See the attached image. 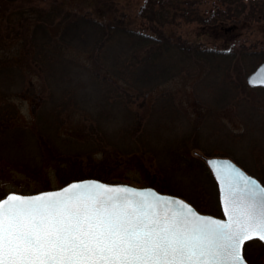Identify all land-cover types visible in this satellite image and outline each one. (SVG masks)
<instances>
[{"label": "trees", "instance_id": "trees-1", "mask_svg": "<svg viewBox=\"0 0 264 264\" xmlns=\"http://www.w3.org/2000/svg\"><path fill=\"white\" fill-rule=\"evenodd\" d=\"M169 1L144 0L138 17L148 25L135 29L129 27L116 14L117 11H113L112 0H0V74L6 79L16 75L23 78L33 74L38 77L37 93L40 96L46 93L49 99H43L42 104L39 101L33 104L34 117L43 126L36 127L41 139L48 138L49 144L54 139L63 141L66 137L58 129L68 101L72 100L71 113L75 114L85 111L84 100L96 98L102 101L113 98V105L122 104L127 111L126 116L129 114L132 118V124L128 126L130 128L124 129V135L140 137L143 133V130L139 132L143 118L137 110L129 113V105L134 103L131 98L146 102L154 87L178 77L183 66L188 72L193 68L201 73L206 71L207 75L213 72L217 76L221 71V84L217 85V82L213 91L220 102L227 103L229 98H233V89L264 90V86L251 88L247 85L245 77L253 68L243 65L255 57L257 64L264 62V50L250 53L230 45L239 28L264 21V0H213V8L202 10L201 14L195 12L187 15L183 11L178 17L165 10L170 5L175 11L179 10V5L169 4ZM179 22H195L202 30H213L215 38H222L225 45L218 50L201 48L162 30L166 25ZM68 53L74 57H69ZM69 60L78 63L73 65L75 76L81 70L89 71L86 84L75 82L68 87H63L64 82L56 84L57 75L60 82L66 77L64 63ZM85 63L90 64V67ZM59 90L61 95L57 96ZM5 96L4 99L7 98ZM79 101L84 103L83 107ZM44 102L52 103L49 110L41 106ZM143 102L139 106H143ZM1 104L0 128L4 127L1 121L3 117L6 118L7 113L12 111L9 104ZM252 106L257 107L254 103ZM99 117L98 114L97 119L92 120L95 123L91 122L83 134H79L81 137H69L67 143L74 145V148L46 156L54 166L61 185L74 179H99L107 183L150 186L163 194H173L187 200L201 213L221 214L217 194H213L212 203L202 205L198 200L180 193L177 188H172L170 178L162 171L156 172L163 176L158 180L150 178L146 172H142L143 177L146 175L144 181L120 176V167L123 165L132 164L134 168L141 169L139 164L150 152H147L145 145L137 143L131 149V145L121 149L101 130ZM48 130L50 134H46ZM197 146L192 143L185 147L180 142L169 149L176 168L178 164L192 166L183 159L184 153ZM226 153L220 156L229 157V153ZM236 163L248 172L239 161ZM260 182L264 184L262 180ZM252 243L259 244L261 257L264 255L263 242L253 240L245 243L243 253L247 264H253L245 252L246 246Z\"/></svg>", "mask_w": 264, "mask_h": 264}, {"label": "rangeland", "instance_id": "rangeland-1", "mask_svg": "<svg viewBox=\"0 0 264 264\" xmlns=\"http://www.w3.org/2000/svg\"><path fill=\"white\" fill-rule=\"evenodd\" d=\"M112 1L113 11H117L116 14L124 19L129 27L139 29L148 25L138 17L144 0ZM169 4L179 5L177 11L171 5L165 9L170 15L177 17L183 11L187 15L195 12L201 14L202 10L213 8V0H170ZM157 8L154 7L155 10ZM162 30L181 37L187 43L197 44L201 48L218 50L225 45L222 38H215V31L202 30L195 22L166 25ZM230 45L243 48L250 53L264 50V21L253 22L244 28H239L237 36ZM68 56L74 57L71 53H68ZM80 61L83 63L84 60ZM64 64L66 77L60 82L61 79H58L59 75H57V85L64 82L63 87H68L75 82L86 84L89 81V71L81 70L76 76L73 74V65L78 63L69 60ZM243 65L253 68V71L259 64L255 57ZM190 69L188 72L183 66L178 77L154 87L146 102L140 99L134 101L131 98L134 103L129 105V113L137 110L143 118L139 130V132L143 130V133L140 137L124 135V129L130 128L128 126L132 124V118L129 114L128 117L126 116L127 111L122 104L113 105V98L109 101H102L101 98L85 101L84 98L85 111L75 114L71 113L72 100H67L69 104L66 106L58 129L66 138L63 141L54 139L52 144L47 143L48 138L41 139L39 132H36V127L43 126L34 117L33 104L38 103L37 101L42 104L41 101L45 98L49 100L46 93L41 95L42 97L37 93L38 77L32 74L23 78L16 75L6 79L0 74V82L3 84H0V104H9L12 110L1 120L4 127L0 128V198L13 191L30 195L44 189L53 190L63 187L64 185L58 181L54 166L46 156L74 148V145L67 143L69 137H81L79 134L82 135L91 122L95 123L92 120L97 119L98 114L101 130L121 149L130 145L131 149L137 143L145 145L147 152H150L143 158V163L139 164L141 169L134 168L132 164L121 166L122 177L144 181L146 175L143 177L142 172H146L150 178L158 180L163 176L157 173L162 171L170 178L169 183L172 188H177L180 193L198 200L202 205H208V202L214 201L213 194L218 195V189L204 157H224L220 156L221 153L227 152L230 156L225 158L235 163L239 161L247 169L248 174L264 182V90L233 89V98H229L225 104L213 95L216 83L221 84V71L215 76L213 69L210 75H207L206 71L201 73L197 69ZM49 81L52 82V79ZM60 92V90L57 92V96L61 95ZM2 94L7 98L4 99ZM79 102L83 107L84 103ZM102 102L105 104L102 105ZM142 102L143 106H139ZM253 103L257 107H253ZM51 104L44 102L41 106L49 110ZM37 108H39L38 104ZM47 133L50 134L51 131L48 130ZM180 142L185 147L191 146L192 143L198 145L195 149L184 153L183 159L192 164L190 167H186V164H178L176 168V162L173 163L170 156L172 153L169 149L178 146ZM214 216L221 217V214ZM245 252L253 264H264V255L261 257L259 244L247 245Z\"/></svg>", "mask_w": 264, "mask_h": 264}, {"label": "snow or ice", "instance_id": "snow-or-ice-1", "mask_svg": "<svg viewBox=\"0 0 264 264\" xmlns=\"http://www.w3.org/2000/svg\"><path fill=\"white\" fill-rule=\"evenodd\" d=\"M208 164L225 219L99 179L9 192L0 198V264H247L244 242L264 241V184L230 160Z\"/></svg>", "mask_w": 264, "mask_h": 264}, {"label": "water", "instance_id": "water-1", "mask_svg": "<svg viewBox=\"0 0 264 264\" xmlns=\"http://www.w3.org/2000/svg\"><path fill=\"white\" fill-rule=\"evenodd\" d=\"M261 66H264V62L260 63L259 65H257V67L247 76L246 78V83L249 87H262L264 86V83H260L259 81L264 78V76H262V72H264V70H262ZM250 78L254 81H256V83H250ZM209 159H220V160H230L232 161L231 159L229 158H225V157H204V161H205V164L207 165L209 171L211 172L213 178L215 179V176L213 174V171L210 167V165L208 164V160ZM233 162V161H232ZM235 165H237L235 162H233ZM238 166V165H237ZM239 168H241L240 166H238ZM242 169V168H241ZM247 173V172H246ZM248 174V173H247ZM250 175V174H249ZM215 182L217 184V189H218V196H219V185H218V182L216 181L215 179ZM132 187H135V186H132ZM135 188H140V187H135ZM141 188H151V187H141ZM220 204V202H219ZM220 210H221V217H218V218H221V219H225L226 217L223 216V207L222 205L220 204ZM203 214V213H202ZM209 215V214H207ZM251 240H259L261 241L258 237H252L250 240L248 241H251ZM248 241H245L244 244ZM264 243V241H261Z\"/></svg>", "mask_w": 264, "mask_h": 264}]
</instances>
